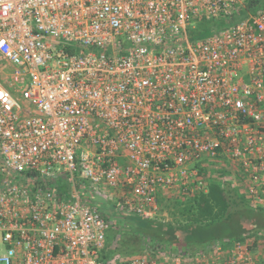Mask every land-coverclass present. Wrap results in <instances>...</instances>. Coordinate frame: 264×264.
Returning a JSON list of instances; mask_svg holds the SVG:
<instances>
[{"label": "built area", "instance_id": "2783aa9c", "mask_svg": "<svg viewBox=\"0 0 264 264\" xmlns=\"http://www.w3.org/2000/svg\"><path fill=\"white\" fill-rule=\"evenodd\" d=\"M246 2L0 0V264H256L239 241L103 256L117 220L205 193L207 162L264 208V6L194 39Z\"/></svg>", "mask_w": 264, "mask_h": 264}, {"label": "trees", "instance_id": "16d2710c", "mask_svg": "<svg viewBox=\"0 0 264 264\" xmlns=\"http://www.w3.org/2000/svg\"><path fill=\"white\" fill-rule=\"evenodd\" d=\"M264 6V0H247L231 23L198 24L194 39H204L212 30L226 28ZM206 192L194 195L181 194L166 201L167 194L158 197L161 210H166L174 223L143 220L129 217L126 221L129 234L147 238L151 245H171L197 249L214 241L245 243L252 236L264 233V209L254 207L240 192V173L220 168L213 162L199 167ZM244 183V182H243ZM106 258V257H105Z\"/></svg>", "mask_w": 264, "mask_h": 264}, {"label": "rangeland", "instance_id": "374dc122", "mask_svg": "<svg viewBox=\"0 0 264 264\" xmlns=\"http://www.w3.org/2000/svg\"><path fill=\"white\" fill-rule=\"evenodd\" d=\"M242 17H245V15H242ZM9 68H10V66H5V67L1 66L0 67L1 71L7 70V69L9 70ZM20 103L23 104L22 100ZM219 167L220 168H228L231 170V172H235V167H233V166H228V165L225 166V164H221V166H219ZM239 182H240V185L243 187L242 189H244L245 183H243L242 180H240ZM60 188L62 191L67 192L70 189V185L66 181H63L60 184ZM242 189H240V190H242ZM179 195H181V193H178V192L167 195L166 201H170L172 199H175V197L179 196ZM126 217L129 218V216H126ZM169 218L174 221V219H172L170 216H169ZM120 223H122V221L117 220L116 225L112 226L111 227L112 229L108 230L109 232H107V237H109L108 241L110 243L108 242V245L106 246L107 247L106 250H108V248L110 246L111 247L114 246L116 256H119V254H120V256L117 257L116 259L119 258L118 260H123V259H126V258L133 256V254H136L140 249L143 248V246L145 244L144 241H149V240L145 237L140 238L139 236L129 234L128 233L129 231L127 230L126 226L124 225L125 223H122V224H120ZM245 243L249 248H251V246H252L251 241L250 242L246 241ZM3 252H4V246L1 242V236H0V254ZM251 252H252V250H251ZM252 254H253V252H252ZM254 259H255V256H254Z\"/></svg>", "mask_w": 264, "mask_h": 264}, {"label": "crops", "instance_id": "0c3cea01", "mask_svg": "<svg viewBox=\"0 0 264 264\" xmlns=\"http://www.w3.org/2000/svg\"><path fill=\"white\" fill-rule=\"evenodd\" d=\"M69 190L67 192H69ZM242 190H240L241 193L245 196V198L247 200H249V202H251V204L254 207L263 208L259 203H255V201L247 194V192L245 191V185H244V189H242ZM67 192H65V193H67ZM167 195H170V194H167ZM116 215H119V214H116ZM169 216H170L169 212H167L166 210H161L160 207H159V213H158V215L156 217L157 218L156 221L157 222H162V223H172L173 224L174 222H173V220H171L169 218ZM127 219H128L127 217L122 218V223H125L124 225L126 226V228L128 226L126 224V221H128ZM122 223H120V224H122ZM110 229H112V228H110ZM108 240H109V237H107V239H106L105 250L103 252V256L106 257V258H104V261L105 260L106 261H110L111 263L112 262H116V258L119 257L120 254H119V256H116L114 246H112V247L110 246L108 248V250H106V248H107L106 246L108 245V242H109ZM247 241H249V242L251 241L252 246H251L250 249L252 250V252H253V254L255 256L256 264H264V233L261 232L256 237L252 236ZM215 242L221 243V245H223L224 247H226V246L228 247L229 245H231V243L226 242V240H223V241H218L217 240V241L211 242L208 245L203 246V248H202V246H200L197 249L181 248V247L171 246V245H166V244L165 245H161L160 247L163 250V252H165L166 254L167 253L168 254H175V255H179V253L180 254H182V253L195 254V253L204 252L205 250H207V247H211L213 245V243H215ZM142 250H143V248L140 249L136 254H133V255L139 254ZM186 264H193V263L187 262Z\"/></svg>", "mask_w": 264, "mask_h": 264}]
</instances>
